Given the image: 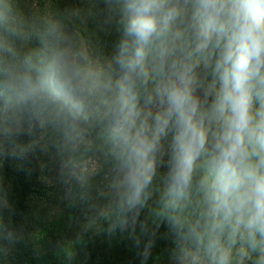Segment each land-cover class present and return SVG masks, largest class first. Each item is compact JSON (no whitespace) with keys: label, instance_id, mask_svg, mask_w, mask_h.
<instances>
[{"label":"clouds","instance_id":"9594fccd","mask_svg":"<svg viewBox=\"0 0 264 264\" xmlns=\"http://www.w3.org/2000/svg\"><path fill=\"white\" fill-rule=\"evenodd\" d=\"M89 19L119 34L112 55L80 31ZM29 153L68 207L95 188L103 203L85 228L107 220L137 248L145 237L143 261L156 232L139 217L154 198L170 264H264V0H87L27 15L0 0V163ZM4 209L0 180V240L14 244L23 234Z\"/></svg>","mask_w":264,"mask_h":264},{"label":"trees","instance_id":"16d2710c","mask_svg":"<svg viewBox=\"0 0 264 264\" xmlns=\"http://www.w3.org/2000/svg\"><path fill=\"white\" fill-rule=\"evenodd\" d=\"M45 3H50L53 11L63 13L66 9L86 7L87 0H17L26 15L34 6L43 9ZM102 7L101 2L98 10ZM77 25L104 55L113 54L119 37L114 28L101 29L92 19L86 24L77 22ZM22 139L27 141L30 137ZM164 159L165 164L158 168L154 184H160V177L167 171V156ZM41 161L46 158L29 153L24 158H4L0 163V180L14 208L11 215L6 209L2 210L4 223L23 234V239L14 244L0 240V264H170L172 237L166 223H161L158 229L153 224L154 198L141 210L139 217L156 232L151 254L147 261H143L139 252L146 242L145 237L141 238V247L137 248L129 231L117 229L109 234L107 220H101L99 226L85 228L103 203L96 189L92 190V199L88 202L68 207L62 199L63 188L55 181L52 185L42 180L54 178V173L50 165L42 170ZM139 234L138 227L136 235ZM68 246L75 253L71 260L65 256L64 250Z\"/></svg>","mask_w":264,"mask_h":264},{"label":"rangeland","instance_id":"374dc122","mask_svg":"<svg viewBox=\"0 0 264 264\" xmlns=\"http://www.w3.org/2000/svg\"><path fill=\"white\" fill-rule=\"evenodd\" d=\"M102 54H103V52H101ZM104 55V54H103ZM106 56V55H105ZM43 181H45V182H50L49 184H52V185H54V183H53V181H54V178H52V177H49V178H43L42 179Z\"/></svg>","mask_w":264,"mask_h":264}]
</instances>
